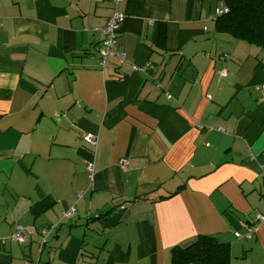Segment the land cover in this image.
<instances>
[{
  "label": "crops",
  "instance_id": "crops-1",
  "mask_svg": "<svg viewBox=\"0 0 264 264\" xmlns=\"http://www.w3.org/2000/svg\"><path fill=\"white\" fill-rule=\"evenodd\" d=\"M217 7L121 1L125 59L102 67L115 0H0V264H172L200 235L264 264V221L247 236L264 210V47L219 31Z\"/></svg>",
  "mask_w": 264,
  "mask_h": 264
},
{
  "label": "trees",
  "instance_id": "trees-1",
  "mask_svg": "<svg viewBox=\"0 0 264 264\" xmlns=\"http://www.w3.org/2000/svg\"><path fill=\"white\" fill-rule=\"evenodd\" d=\"M227 10L217 17V29L235 39L264 47V0H218ZM166 32L159 35L163 41ZM231 248L214 235H200L172 249V264H231Z\"/></svg>",
  "mask_w": 264,
  "mask_h": 264
},
{
  "label": "built area",
  "instance_id": "built-area-1",
  "mask_svg": "<svg viewBox=\"0 0 264 264\" xmlns=\"http://www.w3.org/2000/svg\"><path fill=\"white\" fill-rule=\"evenodd\" d=\"M123 0H115V11L108 20L106 26H104L101 29H98L103 35H104V40H103V45L100 49V64L102 67H105L109 61V58L113 55H119L120 58L125 59V54H121L118 52V47H119V34H120V29L122 26V23L126 17V14L124 11L120 10L118 8L120 2ZM227 9L222 7L216 8L215 13L211 16L212 18L218 17V15L223 14ZM1 25V22H0ZM226 73V70L223 71V74ZM170 96V95H169ZM222 129V128H220ZM87 140L91 141L93 144H97V140L93 138L92 136H87ZM126 163V160L124 161ZM87 169L89 171L90 177L92 178L94 175V170L92 167V164L89 163L87 166ZM74 212V209L69 211V215H71ZM264 221V214L259 213L256 216V222H253L248 225V230H247V236L251 237L252 232L256 228V224L258 222ZM50 231L44 229L41 231L44 239L43 242H46V236ZM28 235H33V231L29 229H25L22 225L17 226L16 230L12 233V240L14 242H19L23 243L26 241ZM236 236H240V232H236Z\"/></svg>",
  "mask_w": 264,
  "mask_h": 264
},
{
  "label": "rangeland",
  "instance_id": "rangeland-1",
  "mask_svg": "<svg viewBox=\"0 0 264 264\" xmlns=\"http://www.w3.org/2000/svg\"><path fill=\"white\" fill-rule=\"evenodd\" d=\"M209 1L212 3L213 6H215V5H217L218 7H222L223 6L221 2H218V0H209ZM260 211L264 214V210L262 209V207H261Z\"/></svg>",
  "mask_w": 264,
  "mask_h": 264
}]
</instances>
